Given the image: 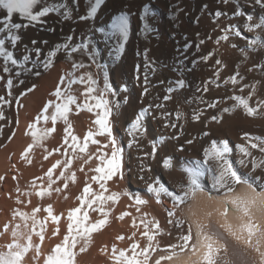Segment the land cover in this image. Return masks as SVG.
Instances as JSON below:
<instances>
[{"label": "bare ground", "instance_id": "obj_1", "mask_svg": "<svg viewBox=\"0 0 264 264\" xmlns=\"http://www.w3.org/2000/svg\"><path fill=\"white\" fill-rule=\"evenodd\" d=\"M45 3L47 5L62 3L68 6L72 10L70 18L65 19L63 17L64 9H61L60 12H50L44 18L47 21L46 24H33L27 28L14 30L16 34L21 36V41L16 46H12L10 41L5 39L6 47L13 53L14 59H18L19 54L17 55V52L20 51L17 50L19 48L23 55L20 53L22 57H19L20 61L16 71L14 70L17 72V76L15 74L13 78L11 72L6 74L2 71L5 81L14 79V85L12 88L10 86L8 90L7 88L4 90L0 86V146L14 131L12 128L17 116L19 127L15 130L16 138L12 142L13 144L3 148V151L0 148V170L2 169L1 166L6 167V165L24 168L33 166L36 172L35 176L27 177L25 180L29 195H24L22 200L17 197L16 199L15 197H12L14 199L10 198L12 195L0 200V252H6V246L13 243L14 240L21 244L26 243L24 237L29 235L32 238V246L51 247L54 250L56 245L62 243L64 237L68 235V225L71 221L69 216L62 215L64 216L62 217L59 215L57 201H63L64 199L61 197L67 198L72 193L71 187L73 185L79 188L84 186L83 189L90 186L91 194L86 198L91 199L93 194L100 195L103 193L104 196L107 195L110 187L114 190L118 189L120 192L123 191L124 195L134 198L131 199L134 204H138L137 199L145 201L141 204L142 206L138 205L147 211L150 207L148 209L144 207L154 204V199L157 197L153 198L155 193L149 191L150 187L156 189L163 187L173 196H183L184 190L191 186V180L196 179L204 191L203 193L197 192L195 200L189 198L184 203L177 205L171 196L161 192V197L163 196L165 199L163 201L164 206L162 205L163 209L166 211V208H171L176 211L181 216L187 231L189 207L197 213L198 217L203 218L204 212L219 206L216 200L209 201L205 192L206 190H224L213 187L212 174L205 171L204 175L192 176L189 173L201 171L200 167L196 165L193 167V165L198 160L201 162L204 160V149L208 148L213 141L219 143L226 140L231 147H234L232 141L234 137L230 139L229 136L245 129L238 113L233 112L229 115L228 112L227 116L220 117L218 123L213 121L211 117L216 112L208 105L226 97L224 95L228 93L230 86L225 84L224 80L232 77L236 72L237 65L241 64L238 52H248L247 60L241 64L244 71L249 70L252 66L254 68V65L261 61L260 58L264 57L262 55L264 52V32H255L256 34L253 33V36L252 33H249L250 35L247 33L249 25H252L251 21L249 23V17L264 19V8L256 4L255 0H105V4L98 9L96 17L88 21H81L79 17L85 15L88 8L87 0H45ZM145 6L150 10L147 22L154 29L148 33L142 31L145 20L140 19ZM36 10L38 8L34 9V12ZM121 12H126L129 15V39L125 43V49L120 58L116 59L115 56L108 55L109 49L105 47L102 35L100 33L92 34L90 29L94 31L97 27L106 28L111 18ZM4 15V10H0V20L7 23ZM12 22L28 23L27 19L19 13L13 14ZM49 29L52 30L49 31ZM71 33L74 36H71V40H67L68 34ZM222 36H227V40L220 39ZM5 37L6 30L0 34V38ZM86 39H91L94 42L96 51L94 59L90 56L93 45L80 52L71 51V46L79 45ZM33 40L37 43L33 44ZM201 40L204 41L203 44H200ZM65 42L70 47L67 49L60 48L57 51V46L63 45ZM185 43L189 45L187 51H184ZM254 44L261 46V50H258L260 49L258 47L256 48L258 51L254 52L253 49L256 47ZM198 45L199 47H197ZM35 48H39L40 52H35ZM146 49L149 59L155 62L153 67L157 69L155 74L149 73L147 85L144 83L145 61L143 55ZM52 52L56 53L55 56H50ZM24 55L29 56L27 61L23 59ZM201 57H207V59L202 60ZM0 59L3 63L8 64L7 66L9 64L10 67L15 66L10 61H4L2 57ZM217 60L221 61V64L217 65ZM181 61L184 71H174V69H179ZM194 61L195 63H193ZM81 64L84 66L74 67V65ZM97 64L107 65L108 82L113 90V92L107 93L105 98L109 100L110 106L119 105L118 109L113 107V113L110 117L112 137L94 135L91 140L87 141L85 151L81 152L79 148L74 151L69 147L73 143L71 136L65 132L68 124L61 117H57L56 121L53 122L51 117L55 112V104L62 103L63 97L72 95L77 101L76 104L69 105L70 110L67 113L68 122L72 125V135L77 137V142L83 147L88 132H97L98 126L95 124V120L99 110L93 108V111L89 112L82 108L86 100L89 104L94 105L95 103L87 98V88L90 86L87 79L89 75L97 81L96 85L93 86L96 91L92 95H99L100 90L104 87V70L97 67ZM262 64L259 72L255 71L256 74L264 73V62ZM217 73H219L218 77ZM242 73L246 78H250L249 76L252 74V72L249 74L243 71ZM81 78H83L82 81ZM178 79H184L186 87L177 89L170 94L167 93L166 89L170 86L169 82ZM72 80L77 82L71 83ZM204 84L209 87L207 92L202 90ZM260 84V92H263L264 79ZM172 86L175 87L174 83ZM198 86L201 88L199 92L196 90ZM145 87L148 88V93H144ZM57 89L62 93L61 99H57L54 95ZM165 95H170L171 98L164 100ZM50 101L53 104L45 112ZM150 105L151 107H149ZM156 105H162V107H156ZM144 108H149V112L142 122V130L135 132L131 129V123ZM197 111L201 117L199 120H194L193 116ZM177 112L183 113L182 119H176ZM219 112L218 114L221 115ZM44 116H47L48 119H43ZM37 117H40L39 121H37ZM172 123H176L177 127H165L166 124ZM33 125L41 133L47 131L48 134L43 139L34 141L31 135ZM260 129V133H264V126L263 129L262 127ZM130 131L133 132V135H129ZM174 134L177 138H172ZM65 138H67V143H65ZM112 138L116 140L117 147L121 149L122 168L112 179L96 182L92 177L100 175L95 171V168L100 165V160L97 157L104 153L110 156L112 151L110 139ZM134 139H136L137 144L130 148L129 143ZM92 140H96L97 143H92ZM187 140H192V143H186ZM262 142L257 144L264 146V142ZM153 145H156L155 151H153ZM235 145L237 146V144ZM29 146H31L30 150ZM258 150L259 148H257ZM12 153L15 156L11 159ZM226 157L229 164L234 166L233 170L238 171V174L242 172L246 175L242 176L243 179L250 180L252 176L262 173L260 171H240L232 152L226 154ZM165 160L169 161L170 167L165 166ZM53 165L56 167L53 168ZM208 166L204 165V169L206 170ZM16 167L13 169L16 170ZM49 169L52 170L51 181H54L51 185L50 178L46 175ZM59 181L69 184L70 191H64L66 193L62 192L63 194L59 195V186H57L60 184ZM101 183L105 185V188L109 186L106 188V192L104 191L105 188L100 187ZM62 188L64 189V187ZM240 189L241 186L236 191L239 192ZM41 191L45 192L43 196L38 195ZM111 191L109 193H112ZM118 191L117 193L114 192L117 197L121 195H118L120 193ZM117 199L121 201L120 197ZM61 203H59V208H61ZM98 203L96 204L98 205ZM93 205L91 207L93 215L98 214L99 211L95 210L97 212H94L96 207L93 208ZM62 206L66 208L65 205L62 204ZM111 206V202L107 203V201L97 206L98 209H104V212L100 211L98 215L101 216V220H106V223L100 227L102 236L99 233L100 229L98 233L105 240L108 239L110 231L114 233L113 238H115L117 245L106 244L113 253V248L118 252L119 246L121 248L124 246L125 248L132 247V244L135 243V233H133V229L131 230L132 225H129L130 220L129 222L124 220V222L129 223L127 224L122 221L123 218H120L118 212L120 208L118 207L119 209L115 211L113 210L114 206L112 208ZM129 206L125 209L132 207V212L135 211L133 207L136 205H131L130 208ZM139 206L138 208H140ZM49 207L52 209L51 215L59 217L58 222L53 221L47 212ZM145 210L143 212H146ZM123 212L121 211V213ZM104 213H107V216ZM19 214L27 215L28 219H23ZM33 216L39 222L34 231L31 230L33 225L31 217ZM122 216L127 217V215L126 217L125 215ZM176 216L175 214L171 216L168 214V223L174 224L173 219ZM91 218L90 221L94 222ZM217 219L218 217L214 214L211 220L206 222L209 223L210 231L216 234L227 249L226 254L222 251L220 255L226 256L230 264H258V254L245 245L243 241H237L229 236L216 223ZM134 221L133 218L132 223ZM96 223L98 222L96 221ZM41 224L43 225V240L36 235L41 231ZM141 226L143 225H140L139 228ZM14 230L19 233L17 237L12 235ZM149 244L154 247L153 241L149 240L145 247H148ZM156 249V252H151L153 260L162 254L161 250L169 248L157 247ZM111 255L113 256V254ZM35 263L45 264L44 256L40 262Z\"/></svg>", "mask_w": 264, "mask_h": 264}, {"label": "snow or ice", "instance_id": "obj_2", "mask_svg": "<svg viewBox=\"0 0 264 264\" xmlns=\"http://www.w3.org/2000/svg\"><path fill=\"white\" fill-rule=\"evenodd\" d=\"M88 8L86 10V14L79 17L81 21H88L91 18L97 16L98 9L101 8V5L105 4V0H87ZM256 4L261 5L262 0H255ZM34 12V9H37ZM61 9H64L62 15L65 19H69L71 16V8L68 6L59 3L53 5H47L45 0H0V10H4V19L8 21L4 23L3 27L0 28V32H4L6 30V37L0 38V57L3 58L4 61H10L12 65L17 64V59L13 58V53L9 51L5 44V39L10 41L12 46H16L18 42L21 41V36L16 34L14 30H19L22 28H27L33 24L44 25L47 21L44 19L50 12H60ZM149 8L147 6L144 7L143 15L140 16L141 20H145L142 31L144 33L154 31L153 28L150 27L147 22V18L149 16ZM19 13L22 17L26 18L28 23H15L12 22L13 14ZM220 15V13H217ZM259 27V25H257ZM52 29H49L51 31ZM90 33H100L102 35V40L105 45L109 49L108 55L115 56L116 59L120 58V55L123 53L125 49V43L129 39V15L126 12H121L120 14L114 15L110 23H108L105 27H97L94 29H90ZM239 35V33H237ZM227 36H222L220 39L227 40ZM72 37H67V40H71ZM33 44L37 42L35 40L32 41ZM44 43H47L44 41ZM204 41L201 40L200 44H203ZM219 43V41H217ZM90 45H93L90 56L94 59L96 55L94 42L91 39H86L83 43L71 46V51L76 52L78 50H87ZM70 45L65 42L63 45L57 46V51L60 48H69ZM199 47V45L197 46ZM189 45L185 43L184 51H187ZM35 52L39 53L40 49L35 48ZM55 52L50 53V56H55ZM144 55V83L147 85L149 83L148 76L149 73L155 74L157 69L153 67L154 61L150 60L148 57L147 49L143 53ZM23 59L27 61L29 59L28 55H24ZM202 60H206L207 57H201ZM195 63V61L193 62ZM216 64H221V61L217 60ZM47 66V65H46ZM84 65H74V67H83ZM97 67L104 70V87L100 90L99 95H92L96 91V88L93 87L96 85L97 81L92 79L89 75L87 77L89 87L87 88L88 99L94 101L93 104H89L87 100L82 106L83 109L91 112L93 108L98 109L97 118L95 120V124L98 126L97 132L93 133L89 131L87 137H85L84 146L81 147L77 142V137L72 135L71 123L68 122L67 113L69 112V105L76 104V98L72 95H67L63 97L62 103L55 104V112L52 115L51 119L53 122L56 121L57 117H61L64 119L65 123L68 124V127L65 129V132L71 136L73 141L72 144L69 145L74 151L79 148L81 152L85 151L87 148V141L91 140L94 135H107L109 138L112 137V126L110 121V116L113 113V107L119 108L118 104L110 106V102L105 98L107 93L113 92L111 85L108 82V73L106 71L107 65L97 64ZM139 68V66H137ZM10 69L7 65L3 67L4 72H8ZM179 71H184L183 62H180L179 69H174ZM217 77L219 73L216 74ZM139 78V77H138ZM231 83L235 84V77L230 78ZM83 78H81V81ZM76 80H72L71 83H76ZM228 81H225L227 83ZM12 80H7V85L12 86ZM163 83V81H161ZM170 86L166 89L167 93H172L177 89H184L186 87V82L184 79H178L174 82H169ZM174 83L175 87L172 86ZM126 91V89H124ZM197 92L201 91V88L197 87ZM204 92L209 90L207 84L203 85ZM144 93H148V88H144ZM115 94V93H113ZM57 99L62 98V93L59 89L54 93ZM170 95H165L163 97L164 100L170 99ZM233 100L237 102L234 107H242L247 115L252 116L255 114V109L249 107L247 100L243 99L240 96L232 97ZM53 102H49V105L45 108V112L48 110V107H51ZM209 107L215 108L217 107V102L210 103ZM80 107V106H78ZM151 107V105L149 106ZM156 107H162V105H156ZM233 109L224 108V112L232 111ZM149 112V108H144L138 115L135 116L134 120L131 123V129L135 132H140L142 130V122L145 118V115ZM201 114L197 111L193 119L199 120ZM183 113L177 112L176 119H182ZM40 117H37V121H39ZM43 119L47 120L48 117L44 116ZM213 121L217 123L220 121V117L213 115L211 117ZM33 131L31 133L34 141H38L43 139L44 136L48 134L47 131L41 133L39 129H36L35 125L32 126ZM165 127H173L176 128L177 124L172 123L170 125H165ZM50 131V130H49ZM129 135H133V132L130 131ZM207 135V133H205ZM172 138H177L175 134ZM65 143H67V138H65ZM92 143H97L96 140H92ZM111 143V154L110 156L106 153L101 154L97 158L100 160V165L95 168V171L100 175L93 176L92 179L96 182L100 180H108L112 179L118 172H120L122 168V156L121 149L117 147L116 140L114 138L110 139ZM186 143L191 144L192 140H187ZM137 144L136 139L129 143V147H133ZM107 147V145H105ZM250 147L252 149L259 148L261 153H264V146L258 145L257 143H251ZM31 146H29L30 150ZM156 145H153V151H155ZM98 151H100L98 149ZM232 149L229 147V143L226 140H222L219 143L213 141L208 148L204 149V160L196 161V164L200 167L201 171H191L189 174L192 176H200L204 175L205 171L212 174L213 178V187L217 189H226L224 196L222 198H214L212 196H208L209 201L216 200L218 205L214 209L210 211H206L203 214V218L197 216V213L191 210L189 207V220H188V230L186 234H182L178 239L180 241L179 244L170 245L169 249H165L164 253L159 255L154 260L151 257V252H156L157 249L152 247L149 244L148 247H144L141 250L137 251L139 245L133 244L131 248V255H127L124 250H117L113 248V256L112 259L115 261V264H230V261L227 260L226 256H221V252L223 251L225 254L227 249L223 243L219 240L215 233L210 231L209 223L206 221H210L213 215L215 214L218 219L216 223L222 228L227 234L237 241H243L245 245L249 248L253 249L255 253L258 254V264H264V160L253 161V164L256 167L262 169L261 175H255L248 179H243L242 176L244 174H238V171L233 170V166L229 164L226 154L230 153ZM239 151L245 156H250L251 153L249 148L240 145ZM151 155V153H150ZM241 164H245L243 159L240 160ZM166 167H170V163L168 160L164 161ZM204 165H209L207 169H204ZM56 165H53L55 168ZM46 175L50 178V185L54 183L51 181L52 170L46 173ZM63 175V173H61ZM74 179V177H73ZM260 181L259 184L256 182ZM241 186L240 191H236V187ZM102 189L105 188L103 183L100 184ZM259 189V190H258ZM106 190V189H105ZM149 191H154L159 195V193L163 192L168 196H171L174 201H176L177 205L180 203H184L189 198L192 200L196 199L197 192L203 193V189L201 185L197 183L196 179L191 180V186L184 190L183 196H173L171 192H168L165 188H149ZM85 196L81 198V203H87L89 207H91L97 201L103 203L108 200H112L115 202L117 200V194H113L111 196H104L103 193L100 195H94L91 201L87 200V196L91 194V187H85L84 189ZM45 194L44 191L38 193V195L43 196ZM138 204H143L145 201L141 199H137ZM38 211V210H37ZM101 212H104V209H100ZM47 212L51 216L53 221L59 220V217L52 216V209L49 207ZM80 212V208H76L69 213V220L71 223L68 225V235L64 237L62 243L56 245L52 254L49 255L45 261V264H76V256L77 253L75 251L79 240H84L85 244L90 241L91 233L98 231L100 227L106 223V220H101L98 223L88 225L85 221L88 219L87 213L84 214L83 217L78 216L77 214ZM107 216V213H104ZM23 219L27 220L28 216L25 214H19ZM127 215V213L123 214ZM169 215H174V212H169ZM259 217V218H258ZM33 220L32 231L35 230V226L37 223L35 220V216L31 217ZM123 218V216H121ZM222 221V222H221ZM171 223V221H169ZM144 225L145 229H148L149 222L141 221ZM177 226L179 227L183 224V221H177ZM135 226V225H134ZM154 228L159 230V224L156 223L153 225ZM13 237H17L19 235L18 231L12 232ZM36 235L40 236V239L43 240V225L41 224V231L36 233ZM143 235L147 237L149 241H153L155 239V234L150 233V231L143 232ZM26 243L21 244L18 241L14 240L13 243L8 244L6 252H0V264H23L24 258L28 251L32 248V238L31 236L24 237ZM122 239V237H121ZM179 249V251H177ZM86 249L84 247L80 248V251L83 252ZM142 257V259H141Z\"/></svg>", "mask_w": 264, "mask_h": 264}, {"label": "rangeland", "instance_id": "obj_3", "mask_svg": "<svg viewBox=\"0 0 264 264\" xmlns=\"http://www.w3.org/2000/svg\"><path fill=\"white\" fill-rule=\"evenodd\" d=\"M262 4H264V0H262ZM261 6V5H260ZM262 7V6H261ZM264 8V7H263ZM252 17V16H251ZM251 17H249V23H251L252 22V25L250 24L249 25V28H248V30H247V33H248V35H250L251 33V35L253 36L254 34H256L255 32H264V19H262V18H260V19H262V20H260V19H257L256 17H252V19H251ZM259 18V17H258ZM251 21V22H250ZM254 21V22H253ZM261 21V22H260ZM0 28H2L3 27V24L4 23H6V22H4L3 20L1 21L0 20ZM261 24V25H260ZM257 25H259V27H257ZM251 26V27H250ZM2 32H0V34H1ZM250 33V34H249ZM254 33V34H253ZM69 36H74V34L73 33H71V34H68ZM68 36V37H69ZM256 47H254V52L256 51H258V50H261V46H259L258 44L256 45V44H254ZM260 48V49H256V48ZM20 49V48H19ZM17 50V51H20L19 53L17 52V55H18V59H17V64L13 67V66H11L10 67V64H9V69L11 70H9L8 72H4L3 71V67L5 66V65H8V64H5V63H3V61L0 59V86H2V88L4 89V90H6V88H7V90L10 88V87H8V85H7V81H5L6 79H5V77H4V75H3V73H2V71L4 72V73H10L11 72V75H13V78H14V75L16 74V76H17V72H15L16 71V67H17V65H18V63H19V61H20V59H19V57H22V55H23V52H22V50L20 49V50ZM81 50H78V52H80ZM20 53L22 54L21 56H20ZM239 53V56H240V58H241V64H244V62L247 60V53L246 52H242V51H240V52H238ZM262 55H264V52L262 53ZM247 57V58H246ZM261 59V61H259V63H257L256 65H254V68H253V66L252 67H250L249 68V70H247V71H244V69H243V66L240 64H238L237 65V67H236V75H235V73H234V77H236L235 79H236V83L235 84H233V83H231V79L230 78H232L231 76L229 77V78H227V79H225L224 81H228L227 83H225V84H228L230 87H229V91H228V93H226L224 96H226V97H224V98H220L219 99V101L217 100V101H215V102H217V107H215V108H213L214 110H215V112H216V116H218V117H225V116H227V114H228V112H224L223 111V109L224 108H229V109H233L232 111H229V115L231 114V113H238L239 115H240V121H241V123H243L244 124V130L243 131H237L235 134H232V136L230 135L229 137H230V139L232 138V137H234V138H232V141H233V146L234 147H231L230 145V148L232 149V155H233V158L235 157V161L237 162L236 163V165L240 168V171H251V172H254V171H260V172H262V169L261 168H259V167H256L254 164H253V161H260V160H264V153H261L259 150L257 151V149H252L251 147H250V145H251V142L253 141L254 143H258V142H260V144H261V142H262V140H263V142H264V133L263 132H261L260 133V131H261V127H262V129H263V126H264V97H262V96H264V91L263 92H260V87L259 86H261V84H260V82H262L263 81V79H264V73H262V72H260V74H256L255 73V71L257 70H259V69H261V66L263 65L262 64V62H264V57H261L260 58ZM4 64V65H3ZM258 65V66H257ZM13 68V69H12ZM242 68V69H241ZM15 70V71H14ZM242 71L245 73H251L252 72V74L249 76L250 78H246V76H244V74L242 73ZM238 72V73H237ZM259 72V71H258ZM14 73V74H13ZM255 73V74H254ZM254 75H256V76H254ZM253 76V77H252ZM255 77V78H254ZM262 77H263V79H262ZM4 78V79H3ZM259 78V79H258ZM8 80V79H7ZM14 79H12V86H11V88L13 87V85H14V81H13ZM262 80V81H261ZM1 81H3V82H1ZM260 81V82H259ZM6 83V84H5ZM244 83V84H243ZM260 84V85H259ZM7 85V86H6ZM5 86V87H4ZM237 89V90H236ZM248 93V94H247ZM228 94H230V95H228ZM261 94V95H260ZM258 97H257V96ZM232 96H240V97H242L243 99H245V100H247V102H248V105H249V107H252L253 109H255L256 111H255V114L254 115H252V116H249V115H247V113L245 112V110L242 108V107H234V105H236L237 104V102L235 101V100H233L232 99ZM244 96V97H243ZM262 97V98H261ZM254 99V100H253ZM232 100V101H231ZM261 100V101H260ZM234 102V103H233ZM251 104H253V105H251ZM230 105V106H229ZM223 106V107H222ZM212 108V107H211ZM219 108V109H218ZM218 110V111H217ZM263 110V111H262ZM220 111V112H219ZM238 111V112H237ZM218 112L221 114V115H219L218 114ZM240 112V113H239ZM242 114H243V116H242ZM223 115V116H222ZM247 117H246V116ZM258 115V116H257ZM248 116H249V118H248ZM111 117V116H110ZM259 117V118H258ZM18 118V116L16 117V119ZM15 119V122H14V127L13 128H15V129H13L12 128V130H14L13 132H12V134H11V136H8L6 139H5V141L1 144V146H0V148L2 149V151L6 148V147H9L10 145H11V143L12 142H14L15 141V138H16V136H15V133H16V129L19 127L18 125H19V121H18V119L16 120ZM110 119V118H109ZM247 121V122H246ZM17 125V126H16ZM257 126V127H256ZM261 126V127H260ZM247 127V128H246ZM255 127V128H254ZM253 128V129H252ZM257 128V129H256ZM246 130V131H245ZM260 133V134H259ZM242 134V135H241ZM253 135V136H252ZM13 140H12V139ZM253 138V139H252ZM256 140H255V139ZM258 140V141H257ZM247 142V143H246ZM252 142V143H253ZM262 142V143H263ZM239 143V144H238ZM245 143V144H244ZM13 144V143H12ZM235 144H237V146L235 145ZM244 144V146H246V147H248L249 148V151H250V153H251V155L250 156H245L244 154H242L240 151H239V146L240 145H243ZM4 146V147H3ZM4 148V149H3ZM236 149V150H234V149ZM0 149V150H1ZM231 152H230V154H231ZM12 156H10L11 157V159H12V157H14L15 156V154H11ZM237 157V158H236ZM239 158V159H238ZM241 159H244V161H245V164H241L240 163V160ZM250 162V163H249ZM11 165H12V163H11ZM199 167L197 164H194L193 165V167ZM251 166V167H250ZM2 167V169L0 170V200L3 198V197H7V196H9L10 197V195H12L10 198H12V197H15V199H16V197L18 198V199H20V200H22L23 198V196L24 195H29V191L27 190V186L25 185V180H26V178L28 177H33V176H35V172H36V170L34 169V167L32 166H29V167H27V168H24V167H22V166H20V167H16V166H14V165H12V166H10L9 165V167H8V165H6V167L5 166H1ZM8 167V168H7ZM13 167L15 168L16 167V170L15 169H13ZM250 167V168H249ZM7 168V169H6ZM21 168V169H20ZM10 169V170H9ZM233 169H234V166H233ZM15 170V171H14ZM20 171H21V173H20ZM19 172V173H18ZM240 174H243L242 172H239ZM12 175V176H11ZM244 176H246L245 174H244ZM2 178V179H1ZM19 178V179H18ZM21 179H22V181H21ZM23 180H24V182H23ZM24 183V184H23ZM58 183H60V184H57V186H59V190H58V193H59V195L61 194H63L62 192H64V191H66V192H69L70 190L69 189H71L72 188V190H71V194L66 198H64V197H61L62 199H64L63 201H61V200H59V201H57V209H58V211L60 212L59 213V215L60 216H62V215H64L65 217L66 216H69L68 214H69V212H71L72 210H74V209H76V208H80V212L77 214L78 216H80V217H83L84 215L83 214H85V213H87L88 215V223L85 221V223L86 224H88V225H92V224H95L96 223V221L97 222H99L98 220L100 219V221H101V216L100 215H98V214H100L99 212H100V209L101 208H97V206L98 205H101V203H98V202H96V203H98V205L96 204V203H94V205H93V208L94 207H96V209H94V212H97V211H99L98 212V214L97 213H95V214H97L96 216H95V214L93 215V211H91V207H90V209H89V206L88 205H86L87 203H84L83 205H82V203H81V198H82V196L84 197V195H85V193H84V189H83V187H76V186H74L73 185V187H71L70 188V185L69 184H65V183H63V182H58ZM23 184V185H22ZM65 186H66V190H65ZM71 186H72V184H71ZM62 187H64V189L62 188ZM109 187V186H108ZM107 186H106V188H108ZM105 188V189H106ZM110 188H112V187H110ZM109 188V190H108V192H107V195L105 194V196H111L112 194H114V192L115 193H117V191H118V189L117 190H114L113 188V191H111L112 189H110ZM114 188H116V187H114ZM63 189V190H62ZM105 189H104V191H105ZM68 190V191H67ZM107 190V189H106ZM112 192V193H109V192ZM66 192H64V193H66ZM106 192V191H105ZM104 192V193H105ZM118 192H120V191H118ZM155 194L153 195L154 197L153 198H155L156 196V199H154V202L157 204H149V206L148 205H146V207H144V208H149L150 207V209H148V210H150L149 212H148V210L146 211L145 209H143V207H141L142 205L141 204H139V205H141V206H139L138 204H134L133 202H132V200L134 199V198H131V197H128L126 194L124 195V193H123V191H121L120 193H118V195L119 194H121V195H119L117 198H119L120 197V199H121V201L120 200H116L117 202H115V204H114V202L111 200V201H107V203L108 202H111V205L112 206H114V208H113V210H115V211H117L119 208V210H118V212L120 213V215L119 216H122L123 214H125V213H127L129 210H131V211H129V213H130V215H129V213H127V217H126V215H125V217L126 218H124V216H123V219H122V221L124 222V220L126 219L128 222H129V220H130V224L128 223V222H126L127 224H129V225H132V226H134V227H132L131 226V230L133 229L134 230V232L133 233H135L134 234V236H135V243L134 244H137V245H139V247L137 248V251H139V250H141L142 248H144L145 247V245L147 244V242H148V239H147V237H145L144 235H143V232H145V231H150V233H154L155 234V239L153 240V246H154V248H169L170 247V245H173V244H179L180 243V241H179V237L182 235V234H186L187 233V231H186V228L184 227V224H181L179 227L177 226V224H176V222L177 221H182V218H181V216L176 212V211H174L173 209H171V208H169V209H167L166 208V211L163 209V207H162V205L164 206V203H163V201L165 200L164 199V197L162 196L161 197V193H159L160 195H157V193L156 192H154ZM73 194V195H72ZM84 194V195H83ZM80 198H79V197ZM158 196H159V199H158ZM25 197V196H24ZM77 197H78V199H77ZM8 198V197H7ZM128 198H129V200H128ZM161 198V199H160ZM12 199H14V198H12ZM17 199V200H18ZM88 199H90L89 201H91L92 199L91 198H87V200ZM132 199V200H131ZM131 200V201H130ZM161 200V201H160ZM119 201V202H118ZM61 203V208H63V209H65V210H61V208H59V203ZM160 202V204H158ZM62 204L63 205H65V207L66 208H64L63 206H62ZM110 204V203H109ZM88 207V209H87V207ZM116 205V206H115ZM130 205H132V206H135L136 205V207H133V208H135L134 210L135 211H133L132 212V207L130 208V206H129V208L130 209H125V208H127L128 206ZM160 205V206H159ZM84 206V207H83ZM112 206H111V208H112ZM126 206V207H125ZM138 206L140 207V208H138ZM99 207H101V206H99ZM117 207V208H116ZM119 207V208H118ZM92 208V209H93ZM155 208V209H154ZM161 208H162V210H161ZM60 209V210H59ZM70 209V210H69ZM84 209V210H83ZM86 209H87V211H86ZM122 209V210H121ZM123 209H125V210H123ZM141 209H143V210H141ZM154 209V210H153ZM89 210V211H88ZM95 210H97V211H95ZM123 212V213H121V211ZM126 210H128L127 212H125ZM146 211V212H143V211ZM163 210H164V212H163ZM173 212L174 211V214H175V216H176V218L174 217V219H173V223L174 224H169L168 223V214H169V212ZM142 212V213H141ZM176 212V213H175ZM91 214H92V218H93V221L94 222H92V220L90 221V218H91ZM141 214V215H140ZM144 214V215H143ZM158 214V215H157ZM1 215V214H0ZM90 215V216H89ZM129 215V216H128ZM64 216H62V217H64ZM137 216V217H136ZM138 216H140V217H138ZM167 216V217H166ZM134 218V220L136 221L137 219V221L135 222H133L132 223V221H133V218ZM180 217V218H179ZM91 218V219H92ZM128 218V219H127ZM159 218V219H158ZM119 219V218H118ZM143 219V220H142ZM164 219V220H163ZM168 219V220H167ZM140 220V221H139ZM159 220V221H158ZM141 221H145V222H149V227H148V229H145L144 228V225L142 224V223H140ZM124 222V223H125ZM134 223H136V224H134ZM156 223H158L159 224V226H160V228H162L163 230L161 231V229L159 228V230H157L156 228H154L153 227V225L154 224H156ZM134 224V225H133ZM137 224H138V226H137ZM161 224V225H160ZM140 225H143V226H141L140 228H139V226ZM138 227V228H137ZM181 228V229H180ZM177 229V230H176ZM152 230V231H151ZM99 231V230H98ZM98 231H95V232H93V233H91V236H90V241L87 243V244H85V241L84 240H79V242H78V244H77V247H76V249H75V251H76V253H77V256H76V264H115V261L112 259V255L111 254H113V253H111V250L109 249V247H108V245L110 244V245H114V246H116L117 245V243L115 242V238H113L114 237V233L113 232H111L110 231V233H108V239L107 240H105V238L103 237V238H101L100 237V234H101V228H100V231H99V233H98ZM136 231V232H135ZM138 231V232H137ZM154 231V232H153ZM141 232V234H139ZM158 233H159V235H158ZM139 234V235H138ZM9 235H11V234H9ZM101 236H102V234H101ZM133 236V237H134ZM107 241V242H106ZM113 242V243H112ZM106 244H108V245H106ZM105 245V246H104ZM112 245V246H113ZM133 245V244H132ZM81 247H84L86 250L85 251H83V252H81L80 251V248ZM120 248H119V250H124L125 252H126V254L127 255H131V251H129V250H131V248L132 247H130V246H128V247H126L125 248V246L124 247H122L121 248V246H119ZM105 249V250H104ZM104 250V251H103ZM106 251V252H105ZM52 252H53V249L51 248V247H46V248H43V246L41 247H38L37 245H34V246H32V248L28 251V253L26 254V256H25V258H24V261H23V264H36L35 262H40L41 261V258L44 256V262H45V259H47V257L49 256V255H51L52 254ZM102 252V253H101ZM141 259H142V257H141Z\"/></svg>", "mask_w": 264, "mask_h": 264}, {"label": "water", "instance_id": "obj_4", "mask_svg": "<svg viewBox=\"0 0 264 264\" xmlns=\"http://www.w3.org/2000/svg\"><path fill=\"white\" fill-rule=\"evenodd\" d=\"M261 174V173H260ZM250 181V180H249ZM251 182V181H250ZM257 184H259L260 183V181H257L256 182ZM240 186H237L236 187V190L239 188ZM259 190V189H258ZM225 191H226V189H224V190H219V191H217V190H211V191H209V190H206L205 192L207 193V195L208 196H212V197H214V198H220V197H223L224 196V193H225ZM161 253L163 254L164 253V250H161Z\"/></svg>", "mask_w": 264, "mask_h": 264}]
</instances>
